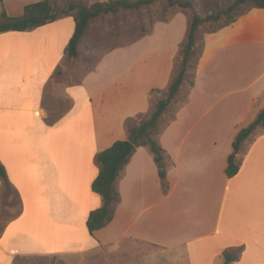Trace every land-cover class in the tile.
Listing matches in <instances>:
<instances>
[{"label":"crops","instance_id":"obj_1","mask_svg":"<svg viewBox=\"0 0 264 264\" xmlns=\"http://www.w3.org/2000/svg\"><path fill=\"white\" fill-rule=\"evenodd\" d=\"M37 1L2 0V5L9 16H21L25 5ZM179 17L157 23L144 38L156 35L160 27L173 25ZM232 25L207 36L187 100L171 121L164 124L168 108L159 120L156 138L165 148L169 189L163 188L149 147H138L116 181L121 202L115 217L94 235L89 233L86 221L89 213L103 203L101 195L92 190L99 173L96 154L127 138L126 121L151 108L152 88L170 85L173 52L182 40L164 41L157 48L172 47L163 72L158 71L162 62L157 57L145 60L144 71L137 75L129 72L130 67L135 68V59L128 60L127 67L118 62L120 55H130L142 39L107 52L95 69L74 83L69 95L75 104L54 123L47 119L39 95L30 96L28 103L23 96H11V101L17 102L11 104L0 95V160L13 189L5 195L6 184L0 177V208L2 203V208L10 212L17 203L19 206L14 215L17 219L7 223L12 216L0 221V264H12L16 255L83 252L125 238L182 250L189 261L208 253L213 259L224 258L226 248L242 246L241 257L229 264H264V130L253 135L238 173L229 177L225 171L237 132L264 107V61L253 78L243 79L241 72L231 82L227 77V48H238L241 57L242 50L256 46L262 49L264 59V35H249L242 25ZM74 29L71 13L34 28L37 43L26 50L39 56L31 58L28 69L19 54L25 46L6 44L7 37L24 31L1 32L0 39L6 45L0 44V57L7 58L8 50L13 49L20 59L18 85L33 79L34 66L47 69L42 83L52 76L55 67H42L39 59L62 51ZM5 63L1 61L0 68ZM119 72L127 77L120 80ZM147 77L150 84L144 83ZM77 88H83L86 94L82 106L73 97ZM181 93L180 87L174 99ZM26 213L35 220H27L28 226L20 222ZM116 224L124 227L117 238L106 240L104 234L105 240L100 239L106 228ZM42 225L51 234L40 236ZM72 244L80 248L73 251Z\"/></svg>","mask_w":264,"mask_h":264},{"label":"rangeland","instance_id":"obj_2","mask_svg":"<svg viewBox=\"0 0 264 264\" xmlns=\"http://www.w3.org/2000/svg\"><path fill=\"white\" fill-rule=\"evenodd\" d=\"M92 1L95 2V0H52V3L55 10L60 13L72 2L83 3L89 6L92 4ZM227 1L228 0H192V7L181 8L178 5H171L168 0H156L152 4L143 6L139 9H120L116 12L102 14L90 21L81 42L80 53L77 57L69 58L67 56V44L62 51L54 54H47V56H50L51 58L39 59L40 63L43 62L42 67L46 65H48L47 67H55L54 74L52 76H47V79L44 80L43 83L41 82L42 74L44 73V69L47 70L46 67L37 70L34 66V68L32 67L34 73L33 79L27 83H21L18 85L16 82V79L18 78L17 70L22 72V68L18 65L20 59L16 58L13 49H10L7 52L10 53L7 58L0 57V62H6V66L3 64L0 68V95L2 94L4 96V101L8 104L17 103L11 101V96H23L28 103L30 96L38 97L39 95L47 109L48 120L54 117H59L63 113L67 114V111L72 109L75 104L74 98L69 95L71 92L70 89L75 85L74 83H77L86 73L95 69L98 62L107 52L116 47L127 45L133 41L141 39L142 40L134 50L130 51V55L128 53L120 55L117 59L118 62H124L127 67L128 60L135 59V68L130 67L129 72L130 74L131 72H135L137 75L144 71L145 60L157 57V59L162 62V67L158 69V71L163 72L166 69L165 66L167 65L168 67L169 65V55L172 47L163 50L157 48L162 45L164 41H174V39L179 37L182 42L178 44L177 49L173 52V80L181 68L183 47L188 39L190 23L193 15L198 14L205 18L215 7L216 3H220V5L223 6ZM7 2L9 3L11 0H7ZM2 11L3 5L2 1H0V23L4 20ZM176 15H180V17L173 25L162 28L160 27L156 35L144 38L146 35L151 34V31H153V28L157 23L170 21ZM237 23L242 25V30L247 29L249 35H264V9L259 10L258 7H251L246 13L239 17ZM237 23H231L229 25L233 24L232 26L235 27L237 26ZM217 26L218 24L216 23L206 21L197 29L196 53L192 55L189 62L185 80L181 86L182 93L178 99H174L168 107L164 124L174 118L176 110L187 100L191 84L193 83L195 73L199 66L200 58L205 49V45L207 44V36L210 33L216 32L225 27L223 26L217 30ZM33 30L34 29L26 30L18 33L19 35H14V37H7L8 41L7 43L5 42L6 44L17 43L25 46L22 47L23 50L21 49L23 54H19L24 56L23 59L25 60V66L27 69L32 65L31 58L39 56L36 51L27 53L26 50H29L32 45L37 43L36 33H33ZM259 30L261 33H257ZM2 40L3 39H0V44L2 43L3 45H6ZM242 51V56L239 57L240 52L238 51V48H227V77L231 82L236 78H239L241 72L243 79L253 78L264 61L262 58V49H257L256 46L248 48L246 51ZM38 72L40 73L39 77L36 76ZM118 74L121 75V72ZM3 77H5L6 80H2ZM126 77V75H121L120 80H124ZM154 81L156 80H153V82ZM151 82L152 81L148 77L144 81V83L148 84ZM167 88L161 89V92H154L152 95H150L149 91L151 108L130 117L133 125H138L143 119L151 116L157 101L164 97V92ZM73 93L75 94L73 97L77 99L79 106H82L86 96L83 88H77ZM76 113L77 111L74 114ZM251 122H249V124ZM125 125L128 131L127 121ZM160 125L161 121L159 122V126ZM3 189L5 195H10L13 190L10 185H5ZM3 205L4 204L1 203L0 221L10 219L17 213L16 210L19 209L18 203L16 209H13V211L10 212L4 210L2 208ZM30 214L31 213H26V217H24L25 219L23 218L24 221L21 220L20 222H24L27 226L30 225L27 220L30 223L35 222ZM17 217L18 216L12 217L7 223L12 222L17 219ZM34 227H36L34 233L37 234V224H35ZM123 228L124 227L117 224L106 228L104 233L100 236V239L105 240V234L106 240H113L122 233ZM40 231V236H48L51 234V230L46 225H42ZM56 231L61 232V228L57 227ZM79 248L80 246L76 244L70 246V249H73V251H77L76 249ZM16 256L27 257L29 258L27 259L29 262L44 261L47 264H225L224 258L215 257V259H213L214 256L211 253L204 254L202 259L189 261L185 260V252L182 250H167L165 247H160L147 242L129 240L127 238L120 240L118 243L100 245L95 249L83 252L23 254Z\"/></svg>","mask_w":264,"mask_h":264},{"label":"trees","instance_id":"obj_3","mask_svg":"<svg viewBox=\"0 0 264 264\" xmlns=\"http://www.w3.org/2000/svg\"><path fill=\"white\" fill-rule=\"evenodd\" d=\"M155 1L103 0L95 1L89 6L72 2L59 13L51 4V0H40L25 5L24 13L21 16H9L6 10L3 9L2 16L4 20L0 23V33L34 29L58 19L61 13L62 15L71 13L75 19V29L66 48V53L69 58H75L79 55V47L92 19L120 9H139ZM168 2L181 8L192 7V0H168ZM251 7L264 8V0H228L223 6L220 3H216L215 7L205 18L198 14L193 15L188 39L183 47L181 68L164 92V97L157 101L151 116L143 119L138 125H133L129 117L127 120V138L116 140L109 147L96 154L95 160L99 165V173L92 182V190L101 195L103 203L100 207L93 209L87 218L86 225L91 235H94L96 230L106 227L114 219L118 205L121 202V193L116 181L138 147H149L157 164L163 188L165 191L169 189L165 148L158 141L156 135L159 130V120L179 93L180 87L185 80L191 57L196 53V31L206 21L218 24L216 28L218 30L225 25L236 22ZM154 92H161V89L152 88L150 95ZM59 118L60 116L54 117L49 122L54 123ZM259 130H264V107L250 124L242 127L237 132L233 140V151L228 156V164L225 169L229 177L238 173L244 155L249 148V142ZM0 177L6 185L10 184L6 167L1 160ZM242 251V246L226 248L223 251L225 264L238 260ZM27 259L29 258L16 256L12 264H47L44 261L29 262Z\"/></svg>","mask_w":264,"mask_h":264}]
</instances>
